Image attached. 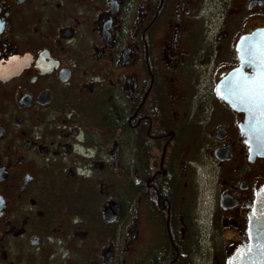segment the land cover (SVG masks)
<instances>
[{
  "label": "flooded vegetation",
  "instance_id": "obj_1",
  "mask_svg": "<svg viewBox=\"0 0 264 264\" xmlns=\"http://www.w3.org/2000/svg\"><path fill=\"white\" fill-rule=\"evenodd\" d=\"M256 31L264 0H0V264H226L264 157L218 87Z\"/></svg>",
  "mask_w": 264,
  "mask_h": 264
},
{
  "label": "water",
  "instance_id": "obj_2",
  "mask_svg": "<svg viewBox=\"0 0 264 264\" xmlns=\"http://www.w3.org/2000/svg\"><path fill=\"white\" fill-rule=\"evenodd\" d=\"M252 47L254 53L251 54L246 49ZM262 49H264V32L256 31L249 36H244L237 44L241 62L238 69L243 68V60L250 56L258 58ZM218 88L219 97L230 108L246 115L241 132L247 139L249 156L264 157V118H261L260 110L257 108L251 112L244 110L240 99L244 92V82L240 80L239 74L235 70L232 71L220 82ZM231 88L237 90H230ZM247 233L248 241L236 249L226 264H264V184L258 190L253 208L249 213Z\"/></svg>",
  "mask_w": 264,
  "mask_h": 264
},
{
  "label": "snow or ice",
  "instance_id": "obj_3",
  "mask_svg": "<svg viewBox=\"0 0 264 264\" xmlns=\"http://www.w3.org/2000/svg\"><path fill=\"white\" fill-rule=\"evenodd\" d=\"M243 68L250 71L244 72ZM243 68L235 70L244 82L241 103L246 112H251L254 108L259 109L261 118H264V49L258 58L250 56L243 60Z\"/></svg>",
  "mask_w": 264,
  "mask_h": 264
},
{
  "label": "clouds",
  "instance_id": "obj_4",
  "mask_svg": "<svg viewBox=\"0 0 264 264\" xmlns=\"http://www.w3.org/2000/svg\"><path fill=\"white\" fill-rule=\"evenodd\" d=\"M77 139H83V135H82V134L79 135V136L77 137ZM74 147H75V150H76V151L80 152L81 154H84V149H82V148L79 147L78 145H77V146H74ZM93 151H94V150H91V149H90V150L87 152V155H92V154H93ZM84 174L87 175L88 173L85 172Z\"/></svg>",
  "mask_w": 264,
  "mask_h": 264
},
{
  "label": "rangeland",
  "instance_id": "obj_5",
  "mask_svg": "<svg viewBox=\"0 0 264 264\" xmlns=\"http://www.w3.org/2000/svg\"><path fill=\"white\" fill-rule=\"evenodd\" d=\"M207 264H212L211 262H207Z\"/></svg>",
  "mask_w": 264,
  "mask_h": 264
}]
</instances>
